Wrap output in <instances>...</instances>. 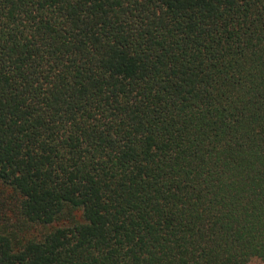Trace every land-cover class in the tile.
I'll return each mask as SVG.
<instances>
[{"label":"trees","instance_id":"obj_1","mask_svg":"<svg viewBox=\"0 0 264 264\" xmlns=\"http://www.w3.org/2000/svg\"><path fill=\"white\" fill-rule=\"evenodd\" d=\"M264 264V0H0V264Z\"/></svg>","mask_w":264,"mask_h":264},{"label":"rangeland","instance_id":"obj_2","mask_svg":"<svg viewBox=\"0 0 264 264\" xmlns=\"http://www.w3.org/2000/svg\"><path fill=\"white\" fill-rule=\"evenodd\" d=\"M250 264H262V263L259 261H252Z\"/></svg>","mask_w":264,"mask_h":264}]
</instances>
